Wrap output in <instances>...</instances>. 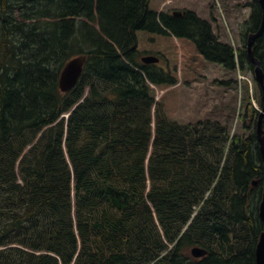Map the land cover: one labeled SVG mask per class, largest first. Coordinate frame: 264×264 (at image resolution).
<instances>
[{
    "label": "trees",
    "instance_id": "trees-1",
    "mask_svg": "<svg viewBox=\"0 0 264 264\" xmlns=\"http://www.w3.org/2000/svg\"><path fill=\"white\" fill-rule=\"evenodd\" d=\"M13 1L0 0V264H256L255 102L233 134L217 117L172 120L166 92L157 100L151 86L177 94L203 63L256 82L247 43L262 23L258 1L237 48L195 12L154 0ZM253 50L264 72V31ZM83 54L63 93V66ZM147 55L160 62L144 64ZM195 247L206 255L194 258Z\"/></svg>",
    "mask_w": 264,
    "mask_h": 264
},
{
    "label": "rangeland",
    "instance_id": "rangeland-1",
    "mask_svg": "<svg viewBox=\"0 0 264 264\" xmlns=\"http://www.w3.org/2000/svg\"><path fill=\"white\" fill-rule=\"evenodd\" d=\"M154 2L159 10L167 12L191 10L211 23L220 41L227 43L231 38L236 48L241 45L239 27L249 15L250 9L247 4L250 0H154ZM178 59L181 61L180 55ZM180 70L179 67V75ZM196 73L190 85L185 86L181 83L176 86L177 94H168L169 88L151 86L155 99L159 100L166 92V100L171 104L165 102V107L170 109L172 105L175 109L171 118L176 122L186 124L199 119L217 117L222 124H225L226 120L230 123L233 134L239 133L240 121L237 115L242 114L247 102L252 106L253 101L257 103L260 99V92L252 73L244 71L238 75L210 63H203ZM238 76H244L245 79L240 85L235 82ZM215 80L232 83L218 87L214 84ZM222 107L223 110L219 114L218 109Z\"/></svg>",
    "mask_w": 264,
    "mask_h": 264
},
{
    "label": "water",
    "instance_id": "water-1",
    "mask_svg": "<svg viewBox=\"0 0 264 264\" xmlns=\"http://www.w3.org/2000/svg\"><path fill=\"white\" fill-rule=\"evenodd\" d=\"M262 1L263 0H259L260 4L262 5L264 9V3ZM260 34L261 33L259 32L257 34L250 35L248 48H249V59L252 62V64L255 65V68L253 71L254 78L257 84L260 86L262 90V94H263L262 95L263 111L260 114V119H261L264 115V75L260 67L259 61L253 57V53L250 50L251 43H252L251 40L257 38ZM85 61H86V57L83 55L81 56L79 55L69 60L63 66V69L59 76V88L63 93L69 92L74 87V85L76 84V82L78 81L82 73ZM142 61L145 63H156L158 59L153 56H146L142 59ZM257 140H258L259 152H260V156H261V160H262V164L264 168V130H262L260 121H258V126H257ZM252 185L255 186L256 181H253ZM259 216L263 223V231L260 234V238L256 246L255 258H256V264H264V185L262 188L261 200L259 203ZM191 254L194 258H200L206 254V251L201 248H193L191 250Z\"/></svg>",
    "mask_w": 264,
    "mask_h": 264
},
{
    "label": "bare ground",
    "instance_id": "bare-ground-1",
    "mask_svg": "<svg viewBox=\"0 0 264 264\" xmlns=\"http://www.w3.org/2000/svg\"><path fill=\"white\" fill-rule=\"evenodd\" d=\"M15 1V0H14ZM13 1V2H14ZM60 1V0H59ZM258 1V3L260 4V2H259V0H257ZM51 2V1H50ZM58 2V1H57ZM115 2V1H114ZM263 3H264V0L262 1ZM52 3V2H51ZM63 3V2H62ZM65 3V2H64ZM10 4V3H9ZM12 4H14V3H12ZM11 4V5H12ZM131 5V4H130ZM133 5H134V3H133ZM9 6V5H8ZM57 6V5H56ZM260 6H261V9H262V23H261V26H260V28H259V30L256 32V33H254V34H257V33H261L259 36H261L262 35V33H263V31H264V9H263V7H262V5L260 4ZM33 7V6H32ZM78 7V6H77ZM238 7V6H237ZM5 8H7V7H5ZM9 8V7H8ZM10 8H11V6H10ZM13 8V7H12ZM56 8V7H55ZM83 9V8H82ZM44 11V10H43ZM42 11V12H43ZM49 11V10H48ZM79 11V10H78ZM81 11V10H80ZM45 12V11H44ZM47 12V11H46ZM61 13V12H60ZM251 13V12H250ZM10 14V13H9ZM33 14V13H32ZM35 14V13H34ZM72 14V13H71ZM92 15V14H91ZM182 14L181 13H179V12H175L174 13V16H178V17H180ZM4 16V15H3ZM72 16H74V15H72ZM6 17H8V15L6 16ZM43 17V16H42ZM251 17V16H250ZM79 18V17H78ZM25 19V18H24ZM83 19V18H82ZM87 19V18H86ZM64 20V19H63ZM85 21V20H84ZM261 21V20H260ZM69 23V22H68ZM67 23V24H68ZM82 24V23H81ZM102 24H104V23H102ZM22 25H24V24H22ZM93 26V25H92ZM84 27V26H83ZM89 27V26H88ZM143 28V27H142ZM87 29V28H86ZM151 29V28H150ZM154 29V28H153ZM96 30V29H95ZM155 30V29H154ZM67 31V30H66ZM11 32V31H10ZM74 32V31H73ZM87 32V31H86ZM3 33V32H2ZM16 34V33H15ZM10 35V34H9ZM12 35H13V33H12ZM23 35V34H22ZM27 35V34H26ZM25 35V36H26ZM251 35V34H250ZM17 36V35H16ZM20 36V35H19ZM28 36V35H27ZM258 36V37H259ZM13 37V36H12ZM250 37V36H249ZM257 37V38H258ZM29 38H31V37H29ZM257 38H255V39H257ZM1 39H3V38H1ZM18 39V38H17ZM25 39H26V37H25ZM255 39H253V40H251L252 41V43H251V47H250V50H251V52L253 53V57L255 58V59H257L256 57H255V55H254V50H253V44H254V41H255ZM11 40L12 39H10V42H11ZM16 40V39H15ZM19 40V39H18ZM27 40H28V38H27ZM1 41V40H0ZM17 41V40H16ZM33 41V40H32ZM15 42V41H14ZM34 42V41H33ZM132 42H134V41H132ZM9 43V42H8ZM25 43V42H24ZM30 43V42H29ZM32 43V42H31ZM12 44V43H11ZM17 44V43H16ZM26 44H27V41H26ZM134 44V43H133ZM132 43H131V46L133 45ZM10 45V44H9ZM19 45H21V44H19ZM24 45V44H23ZM33 45V44H32ZM35 45V44H34ZM60 45V44H59ZM248 45H249V38H248V43H247V53H248V59H249V48H248ZM130 46V47H131ZM10 47V46H9ZM7 48V47H6ZM15 48V47H14ZM17 48H22V46L20 47H18L17 46ZM27 48V47H26ZM25 48V49H26ZM30 47H28V49H29ZM53 48V47H52ZM11 49V48H10ZM37 49V48H36ZM7 50V49H6ZM18 50V49H17ZM4 51V50H3ZM14 51V50H13ZM40 51V50H39ZM47 51V50H46ZM18 52V51H17ZM41 52V51H40ZM4 53V52H3ZM15 53V52H14ZM24 53V52H23ZM33 53V52H32ZM10 54V53H9ZM21 54H22V52H21ZM12 55H14V54H12ZM19 55V54H18ZM28 55H30V54H28ZM21 56H23V54L21 55ZM81 56V55H80ZM83 56H85L86 57V60H87V56L86 55H84L83 54ZM147 56H153V55H147ZM1 58H2V56H0ZM30 57H32V56H30ZM77 57V56H76ZM144 57H146V56H143V57H141V61H142V59L144 58ZM153 57H155V58H157L158 59V61L156 62V63H145V62H143L144 64H158L159 62H160V58L159 57H157V56H153ZM15 58V57H14ZM25 58H27V57H25ZM28 59V58H27ZM73 59V58H72ZM5 60V59H4ZM35 60V59H34ZM258 60V59H257ZM9 61H10V59H9ZM131 61V60H130ZM249 61H250V59H249ZM259 61V60H258ZM19 62H20V60H19ZM86 62V61H85ZM251 62V61H250ZM8 63V62H7ZM5 64V63H4ZM25 64V63H24ZM251 64H252V62H251ZM259 64H260V67H261V62L259 61ZM14 65V64H13ZM34 65V64H33ZM253 66H254V68H255V65L254 64H252ZM5 66V65H4ZM120 66V65H119ZM4 68V67H3ZM133 68V67H132ZM135 68H136V66H135ZM138 68V67H137ZM7 69V68H6ZM63 69V68H62ZM83 69H84V66H83ZM101 69V68H100ZM261 69H262V67H261ZM140 70V69H139ZM62 71V70H61ZM92 71H94V70H92ZM137 71V70H136ZM16 72V71H15ZM262 72H263V69H262ZM61 73V72H60ZM82 73H83V70H82ZM82 73H81V75H82ZM143 73V72H142ZM120 74V73H119ZM19 75V74H18ZM80 75V76H81ZM263 75H264V72H263ZM152 76V75H151ZM161 77V76H160ZM80 78V77H79ZM239 78H243V77H239ZM155 79V78H154ZM18 80V79H17ZM79 80V79H78ZM13 82V81H12ZM14 82H15V80H14ZM77 83V82H76ZM180 83V82H179ZM76 85V84H75ZM74 85V86H75ZM177 85H179V84H177ZM20 86V85H19ZM25 86V85H24ZM176 87V86H175ZM58 88H59V82H58ZM22 89V88H21ZM60 89V88H59ZM15 91V90H14ZM17 91V90H16ZM27 93V92H26ZM29 93V92H28ZM96 94V93H95ZM28 95V94H27ZM263 95V94H262ZM4 96V95H3ZM25 96V95H24ZM44 97H45V95H44ZM3 98V97H2ZM8 98V97H7ZM42 99V98H41ZM48 100V99H47ZM51 100V99H50ZM34 101V100H33ZM30 102V101H29ZM45 102V101H44ZM10 103V102H9ZM39 104V103H38ZM254 107L256 108V109H258L259 110V112H260V114L262 113V111H263V101H262V107H261V109L256 105V103H254ZM52 110V109H51ZM54 110V109H53ZM260 114H259V120L258 121H260V123H261V126H262V130H264V127H263V125H262V119H263V117H264V115H263V117L260 119ZM22 119V118H21ZM5 124V123H4ZM131 124H133V123H131ZM1 125V124H0ZM28 125V124H27ZM4 126V125H3ZM257 126H258V124H257ZM23 127H25V126H23ZM35 127V126H34ZM6 128V127H5ZM256 140H257V129H256ZM257 144H258V140H257ZM258 149H259V145H258ZM236 162V161H235ZM245 164V163H244ZM243 164V165H244ZM232 166V165H231ZM236 171V170H235ZM212 175V174H211ZM236 186V185H235ZM240 187V186H239ZM207 199V198H206ZM260 217V216H259ZM261 219V218H260ZM262 221V220H261ZM191 222V221H190ZM189 222V223H190ZM263 224V223H262ZM262 233V232H261ZM260 238V237H259ZM258 241H259V239H258ZM257 244H258V242H257ZM257 244H256V246H257ZM195 248H199V247H195ZM202 249V248H201ZM190 250V249H189ZM255 250H256V247H255ZM190 252H191V250H190ZM207 253V252H206ZM192 255V254H191ZM206 255V254H205ZM204 255V256H205ZM203 257V256H202ZM201 258V257H200ZM114 263V262H113ZM119 263V262H118ZM255 263H256V258H255ZM117 264V263H116Z\"/></svg>",
    "mask_w": 264,
    "mask_h": 264
}]
</instances>
